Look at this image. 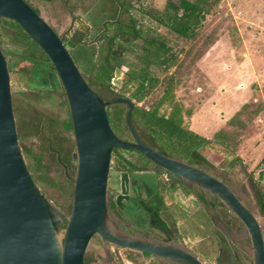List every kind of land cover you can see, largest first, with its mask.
Masks as SVG:
<instances>
[{"label": "rangeland", "instance_id": "374dc122", "mask_svg": "<svg viewBox=\"0 0 264 264\" xmlns=\"http://www.w3.org/2000/svg\"><path fill=\"white\" fill-rule=\"evenodd\" d=\"M26 1L37 8L59 35L66 34L65 38L73 43L83 35L78 30L90 31L87 33L90 37L96 26L95 14L109 13L111 18L114 12L109 0ZM127 1L131 8L122 12L121 18L127 21L130 15L134 16L142 35L151 33L161 37L176 57L169 68L151 67L158 82L136 105L151 109L169 90L158 106V113L168 115L174 107H179L182 125L208 139L200 150L209 164L208 170L231 185L253 211L264 233V0H204L203 16L192 36L187 38L176 35L159 22L158 17L167 11V0ZM0 33L6 61L12 62L9 71L13 106L22 109L19 117L37 125L40 132V135H27L20 144L42 155L39 162L45 178H39L41 174L37 172L34 158L24 155L27 166L38 178L36 182L41 190L67 216L72 182L53 150L61 141L62 146H71V151L74 147L72 130L62 124L68 117V107L63 103L61 84L54 89L34 85L28 72L33 62L21 57L30 50L14 43L9 26L2 24ZM133 41L137 45L133 46L134 51L118 48L115 51L125 62L137 66L143 41L142 38ZM100 44L98 41L95 49ZM69 53L86 78L87 64L82 63L74 46L69 47ZM102 53V49L94 52L91 62ZM126 69L125 65L121 67L122 79ZM94 86L102 95L121 91L131 96L130 89L119 88L120 85L112 84V79L110 86ZM111 181H115L114 172L109 171V184ZM221 203L215 200L216 206ZM227 215L232 219L229 213L222 214L225 218ZM236 223L246 235L243 225L237 220ZM85 255L93 259L91 264L163 263L155 257H142L136 250L105 242L97 234L92 236ZM243 263L252 264L249 250ZM207 264H217L215 253L207 258Z\"/></svg>", "mask_w": 264, "mask_h": 264}, {"label": "water", "instance_id": "95a60500", "mask_svg": "<svg viewBox=\"0 0 264 264\" xmlns=\"http://www.w3.org/2000/svg\"><path fill=\"white\" fill-rule=\"evenodd\" d=\"M0 17L15 20L42 48L64 92L74 147L70 212L66 216L46 196L29 170L20 140L12 101L6 56L0 44V264H85L94 234L114 245L158 256L169 264H205L175 240L159 242L127 232L107 203V180L113 147L136 150L171 177L184 178L215 195L244 225L252 264H264V233L255 214L216 174L160 153L137 134L131 120L133 100L105 98L86 80L72 59L63 37L26 0H0ZM122 82L116 66L112 83ZM124 103L126 128L133 140L113 130L106 106ZM121 166V164H119ZM126 173H121L124 191ZM120 200V196L118 197Z\"/></svg>", "mask_w": 264, "mask_h": 264}, {"label": "flooded vegetation", "instance_id": "af4514ba", "mask_svg": "<svg viewBox=\"0 0 264 264\" xmlns=\"http://www.w3.org/2000/svg\"><path fill=\"white\" fill-rule=\"evenodd\" d=\"M81 33L85 34L86 32L81 31ZM61 36L65 43H72V45L66 44L68 50L69 47L74 46L73 42L65 38L66 34ZM131 87L134 88V84H131ZM100 95L105 98L122 95L132 99L134 106L131 111V120L138 136L146 144L162 154L194 164L210 172L207 161L192 163L189 159L190 151L186 150L181 153L171 150L169 146L163 145L148 129L142 126L137 116L139 107L136 103L138 101L127 93L119 91ZM126 109L127 106L124 103L106 106L107 116L108 119L111 118L109 122L115 133L122 139L133 140L126 128ZM118 112H120L119 120H117ZM112 155L117 158L119 168L115 167L116 163L110 164L109 171L114 172L115 181H111L109 184L108 174L107 203L115 218L127 232L140 238L154 239L159 242L175 240L205 264H207V258H210V255H214V253L217 264H244L243 258L248 251L245 246L249 239L242 233L240 229L242 227H238L236 220L240 225L242 222L223 203L220 204L221 206H216L215 200L218 198L215 195L193 185L184 178L171 177L163 168L136 150L113 147ZM64 167V171L71 180L74 173L73 162L69 167ZM123 171L126 173L124 191L120 185ZM227 184L235 192L231 185ZM119 196L120 200H118ZM223 213H229L232 219L228 218V215L227 218L223 217ZM234 220L235 223H233ZM192 237H195L194 241ZM103 241L109 242L105 239ZM115 246L136 250L130 247ZM136 251L142 257H155L161 260L162 264H169L158 256ZM119 263L123 264L122 261Z\"/></svg>", "mask_w": 264, "mask_h": 264}, {"label": "trees", "instance_id": "16d2710c", "mask_svg": "<svg viewBox=\"0 0 264 264\" xmlns=\"http://www.w3.org/2000/svg\"><path fill=\"white\" fill-rule=\"evenodd\" d=\"M109 1L112 6H114L112 17L108 18L109 13L94 15L95 17L93 20L96 26L94 31L91 30L93 33L91 32L90 37H87V33H90V31H87L81 38L74 42L76 54L81 57V61L84 65L87 64L86 67L87 70H89V74L86 80L94 88L95 84L110 86L114 68L118 66L121 69V67L125 65L127 69L124 71L125 76L119 88L130 89V97L139 101L146 92L153 88L158 82V78L151 73V67L163 66L164 68H169L173 65L176 57L170 52V48L161 37L151 33L142 35L137 19L134 18V16L130 15L127 21L121 18V13L128 12L131 8L127 0ZM203 1L204 0H167V11L163 16L158 17V20L176 35L186 38L190 37L195 27L198 25L200 18L203 16ZM34 9L38 11L37 8ZM2 24L9 26L13 30L12 37L14 38V43L20 44L30 50V53H22L21 57L30 59L33 62V66L28 71L31 82L39 87L50 89L59 86L60 82L50 59L36 41L24 31L15 20L0 17V26ZM78 32L80 33L81 31L78 30ZM0 37L1 47L4 54L7 55L6 50L3 48V35L1 34ZM139 38H142L143 41L140 45L141 53L137 55V66H132V64L125 62L115 49L134 51L133 46L135 47L137 45L134 43L133 39ZM98 41L101 42V44L95 49V44ZM101 49L104 50V53L91 62L94 52ZM10 60H8V68L11 67L12 63ZM131 84H134V88L131 87ZM168 94L169 90H167L163 98L158 101L157 106L151 109L139 108V113H137L139 123L148 129L153 136L159 139L163 145L169 146L171 150L181 153L186 150L190 151L189 159L192 163L205 162L206 159L200 153V150L205 146V143L208 142V139L182 125L179 107H174L168 115L158 113V106L162 104ZM63 103L67 106L66 98ZM21 111L22 109L14 107L15 119L18 122V139L22 141L29 134L40 135L37 125L31 124L30 121H23L19 117ZM38 116H40V114ZM119 116L120 112L117 113V120H119ZM62 124L65 129L72 130L69 112L67 119H65ZM62 143L63 141L58 142L53 150L54 153L57 154V159L60 164L63 165L62 168H65L64 166L69 167L70 163L73 162L71 156L72 151L71 146H62ZM22 149L25 156L34 158L37 172L41 174L39 178H45V170L42 169V165L39 162L42 155L39 153H32L30 149L25 147H22ZM28 168L31 170L29 166ZM65 174L67 176V173ZM32 175L35 181H37L38 178L34 176L33 173ZM92 260L93 259L89 258L87 255L84 256L85 264H91Z\"/></svg>", "mask_w": 264, "mask_h": 264}, {"label": "crops", "instance_id": "0c3cea01", "mask_svg": "<svg viewBox=\"0 0 264 264\" xmlns=\"http://www.w3.org/2000/svg\"><path fill=\"white\" fill-rule=\"evenodd\" d=\"M189 129V128H188ZM191 130V129H190ZM195 234V233H194ZM195 237H192V240L194 241Z\"/></svg>", "mask_w": 264, "mask_h": 264}, {"label": "built area", "instance_id": "2783aa9c", "mask_svg": "<svg viewBox=\"0 0 264 264\" xmlns=\"http://www.w3.org/2000/svg\"><path fill=\"white\" fill-rule=\"evenodd\" d=\"M113 78V77H112ZM113 84V83H112Z\"/></svg>", "mask_w": 264, "mask_h": 264}]
</instances>
